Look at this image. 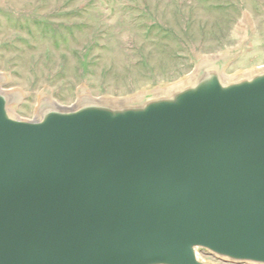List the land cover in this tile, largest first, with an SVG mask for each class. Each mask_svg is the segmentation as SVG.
I'll return each mask as SVG.
<instances>
[{
    "label": "water",
    "instance_id": "95a60500",
    "mask_svg": "<svg viewBox=\"0 0 264 264\" xmlns=\"http://www.w3.org/2000/svg\"><path fill=\"white\" fill-rule=\"evenodd\" d=\"M0 90V264H264V69L12 115Z\"/></svg>",
    "mask_w": 264,
    "mask_h": 264
},
{
    "label": "rangeland",
    "instance_id": "374dc122",
    "mask_svg": "<svg viewBox=\"0 0 264 264\" xmlns=\"http://www.w3.org/2000/svg\"><path fill=\"white\" fill-rule=\"evenodd\" d=\"M209 57L229 78L264 67V0H0V90L22 120L46 97L144 101Z\"/></svg>",
    "mask_w": 264,
    "mask_h": 264
},
{
    "label": "bare ground",
    "instance_id": "6f19581e",
    "mask_svg": "<svg viewBox=\"0 0 264 264\" xmlns=\"http://www.w3.org/2000/svg\"><path fill=\"white\" fill-rule=\"evenodd\" d=\"M216 59H217V57H209L208 60H206L203 64H201L197 67V69L194 71V73L191 76H189L185 82H179V83L167 88L162 93H168V92L175 90V89H178V88H180V87H182L188 83H191L196 78L197 72L200 68L212 65ZM262 69H264V67H262L261 69L259 68V70H262ZM252 73H253L252 71L247 72V73L242 74V76L246 77V76L251 75ZM221 76H222L223 81H230L231 79L233 80V79L237 78V77L229 78V77L225 76L223 73H221ZM0 80H1V76H0ZM7 94H9V97L11 98V101H12V103H14V105H17L22 101L21 94H19L17 92L16 93L10 92ZM158 94H161V93H158ZM139 97H141V96H136V97L128 98V99H124V100H102V99H93L91 97L81 95L76 104H81L84 102H86V103L87 102H104V103H111V104H126L129 102H132L134 99H137ZM57 106H60V105L57 104L56 102H54L51 98L46 97L45 99L42 100L40 107L37 108L36 113H35V118H37L39 116V113L41 112V107L56 108Z\"/></svg>",
    "mask_w": 264,
    "mask_h": 264
}]
</instances>
